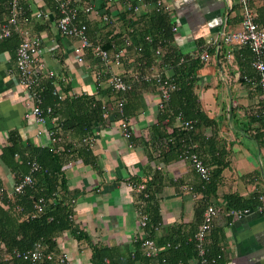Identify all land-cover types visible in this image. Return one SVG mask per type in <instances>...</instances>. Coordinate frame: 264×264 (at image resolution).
<instances>
[{
    "label": "crops",
    "instance_id": "0c3cea01",
    "mask_svg": "<svg viewBox=\"0 0 264 264\" xmlns=\"http://www.w3.org/2000/svg\"><path fill=\"white\" fill-rule=\"evenodd\" d=\"M164 1L169 6L164 13L171 24V42L180 53L200 60L201 65L194 72L193 92L200 110L213 120V124L201 122L195 128L194 143L190 146L198 148L204 158L201 160L210 170L216 166L219 151H226L220 159L225 166L215 191L204 193L205 183L182 153L166 152L167 161L163 157H149L145 143L153 137V125L159 123V95L152 85L137 83L126 93L124 105L134 145H127L116 125L118 115L111 113L107 119L102 116V121L87 132L94 135L91 145L84 147L87 153H78L76 159L64 165L67 199L73 200L72 221L86 236L77 240L66 230L58 238V250L67 251V264H93L91 246L110 248L114 255H126L134 249L138 219L136 185L144 184L143 180L153 176L149 189L160 215V225L153 230L155 239L164 234L168 226L181 228L184 233L194 231L205 203L211 202L220 212L214 220L210 238L218 241L224 264H264V217L255 210L258 196L264 194V129L259 119L252 116L255 106L264 101V91L255 85L256 71L251 66L248 47L220 39L222 34L240 28V2ZM250 1L255 21L264 28V0ZM123 3V0H101V8L108 6L112 17L105 26L98 16L86 17L89 36L95 42L109 41V45L120 46L125 37L133 41L127 46L128 57L122 66L106 68L89 50L85 52L84 61L76 62L72 52L78 43L76 39L61 36L54 22L35 17L39 9L55 15L54 0L20 1L21 24L31 34L39 36L46 68L54 72L53 76L44 75L43 84L50 81L52 90L55 87L62 94L59 98L51 92L58 100L54 108L51 106V117L57 126H61L67 115L69 100L78 95L86 94L92 102L110 105L115 93L96 85L93 68L105 70V77L114 71L128 78L132 71L141 67L135 50V43L140 39L137 31L147 29L151 18L163 11H156L154 1L147 0L137 13L131 14L123 11ZM7 12L6 2L0 21L6 18ZM127 28H131V32ZM204 51L208 56L206 61L200 58ZM159 57H154L156 69L171 77L174 68ZM14 62L15 49H0V149L8 143L10 132L16 131L25 145L50 146L53 150L56 141L49 142L44 133L37 135V124L23 116L30 104L26 105V91L17 82ZM74 92L75 96L68 95ZM172 127L184 129L176 119ZM44 130L47 132L46 126ZM59 132L63 140L60 145L80 138L76 130ZM158 141L163 143L166 139ZM154 154L159 156V150ZM14 181V173L0 161V204L1 192L6 197L13 195ZM228 194L253 200L238 208H249V211L240 216L230 214L224 198Z\"/></svg>",
    "mask_w": 264,
    "mask_h": 264
},
{
    "label": "trees",
    "instance_id": "16d2710c",
    "mask_svg": "<svg viewBox=\"0 0 264 264\" xmlns=\"http://www.w3.org/2000/svg\"><path fill=\"white\" fill-rule=\"evenodd\" d=\"M104 1V0H103ZM7 0H0V14L5 12V4ZM249 5L254 8L251 1ZM108 11V6L105 7ZM256 17V16H255ZM1 18V17H0ZM99 20L101 18L99 17ZM1 22V21H0ZM86 23H88L86 21ZM104 26L106 25L103 22ZM148 27L145 30L138 29V37L135 46H140L138 52L141 56L139 61H144L145 64H152L155 61L153 49L159 47L162 54L159 58L164 63H169L174 68V73L171 75L172 80L176 84V88L170 93L169 99L165 102L162 108H158L159 123L153 125V137L148 140L145 145L148 147L150 158H162L168 160L164 154L173 152L175 155H182L185 150L196 152L199 157L204 160L198 148H192L194 141L192 135L197 126L202 122L204 124H213V120L209 119L206 114L200 110L199 104L193 92L195 70L201 65L199 58H190L182 53L173 45L171 32V24L166 13H156L155 17L151 18V23H147ZM160 28H162L160 30ZM130 28H127L129 31ZM157 30V31H154ZM87 25V34L88 33ZM130 32V31H129ZM136 32V31H135ZM160 33H164L160 35ZM146 36H152V41L148 42ZM90 42L100 44L104 49L110 50L114 44L109 45L108 42H95L89 36ZM20 42V35L17 31L11 33L7 38L0 41V49H15ZM133 43V41L131 42ZM154 54V55H153ZM181 57L183 61H180ZM146 83V82H145ZM153 86L152 82H147ZM51 82H44L43 91L41 92L42 104L55 106L58 102L55 96H52ZM90 96L78 95L69 100L67 105V115L63 119L59 131L76 130L80 133V138L76 140L77 144L72 145L71 141L65 143L64 148L59 153L53 152L50 146H31L25 145L16 131L10 132L7 137V144L0 149V161L10 171L17 176L28 172L27 161L35 160L41 170L34 174V183L31 186L25 187L20 194H13L6 197L4 192H1L0 204V251L8 252L13 249H27L33 246L36 241H41L47 251H51L54 255L53 260L43 261L38 264H60L57 261L58 238L66 230L77 240H81L86 236L85 233L77 230L72 221V203L71 199H67L66 182L63 176L64 165L71 159H76L78 153L81 155L87 153L86 145L81 143V137L87 135L94 124L102 121V105L98 101L92 102ZM61 102V101H60ZM92 103V104H91ZM263 103V102H262ZM180 114L183 120L192 122V128L180 129L172 127L173 120ZM253 117L254 114L252 113ZM260 121V127L264 129V109L263 112L256 117ZM166 119V121H165ZM165 138V142H160L161 138ZM191 145V146H190ZM192 149H191V148ZM159 150V156H154ZM182 153V154H181ZM220 155L216 160V166L211 169L209 182L204 185V193L214 192L216 184L221 175L222 168L225 166L220 160L223 159L225 152L219 151ZM205 163V161H203ZM206 164V163H205ZM207 165V164H206ZM208 166V165H207ZM154 177L143 180L145 187L138 193L137 209L141 208L148 215V235L155 240L159 247H164L169 244L168 248H164L159 255L158 264H187L191 258L198 257L193 235L195 230L190 233H184L181 228L168 226L165 233L159 235L155 239V233L150 226L160 224V215L153 195L150 193V184ZM136 183V182H134ZM146 194V196H144ZM39 197L45 200L44 207L41 212H36L34 205ZM227 207L237 209L247 206L253 200L242 198L235 194H228L225 197ZM211 204L206 202L205 206ZM142 205L141 207H139ZM212 231V230H211ZM211 232L206 242L205 256L208 259L207 264H224L222 250L216 239L210 238ZM134 242V241H133ZM134 249L127 252L126 255L112 253V250L107 247L91 246V262L93 264H104L103 259L109 258L112 264H150V260L144 256L140 248V242H134ZM133 253V256H131ZM164 258L165 261L161 262ZM214 259V262H211ZM13 264H26L20 260L13 259Z\"/></svg>",
    "mask_w": 264,
    "mask_h": 264
},
{
    "label": "built area",
    "instance_id": "2783aa9c",
    "mask_svg": "<svg viewBox=\"0 0 264 264\" xmlns=\"http://www.w3.org/2000/svg\"><path fill=\"white\" fill-rule=\"evenodd\" d=\"M21 0H7L8 12L6 18L0 22V41L11 35L12 32L17 31L20 35V42L15 50L14 69L16 73L17 82L25 89L27 95L28 107L25 108L24 118L33 120L38 128L37 135L47 134L49 142H55L57 145L54 147L53 152L59 153L63 150L64 145H60L63 140L60 136V126H57L55 119L51 117L52 107L50 105L43 106L41 92L43 91V78L46 76H53L54 72L46 68V60L43 57L41 40L39 36L31 34L29 30L21 24L20 18L22 17V8L20 5ZM123 11L127 13H137L142 6H145L147 0H123ZM154 9L156 11H167L169 6L164 0H153ZM55 2V15L47 10H37L35 17L43 21H51L55 23L59 34L61 36L73 37L78 42L73 47V56L76 62L84 61L85 52L89 50L106 68L113 66L114 68L122 66L124 60L127 59V46L131 43L127 37L120 46H112V50L104 49L100 44H92L87 34L86 17L94 15L101 18L105 23L111 21V15L105 8H101V0H54ZM242 8V16L240 20V28L229 33L222 34L220 39L226 43L245 45L248 47L252 58L251 66L256 71L255 85L264 91V28L260 27L255 21V11L248 3V0H239ZM172 27V30H175ZM131 32V28L129 29ZM148 42L152 41V36L145 37ZM138 57L141 56V47L135 46ZM155 56L162 54V50L157 47L153 49ZM200 58L202 61L208 59L206 51H204ZM180 61H183L181 57ZM140 68H136L126 78L122 73L111 71L105 77V70L93 68V79L98 87L104 86L109 88L115 94L113 99L108 104L102 105V116L107 119L110 114H117L118 119L116 125L120 131L121 136L127 142L129 147L134 145L132 139V130L129 125V120L124 112V105L126 103V93L134 89L137 83L152 82L155 91L159 95L158 108H162L165 102L169 99L170 93L176 88L175 82L169 75L163 74L156 69L157 60L152 64H145L144 61H139ZM52 94L62 98V94L57 92L54 87ZM70 96H75L74 93H68ZM264 101L255 106L252 113L257 117L260 112H263ZM176 120L182 128H192V122L183 120L182 116L178 114ZM51 123L50 126L48 124ZM46 126L47 132L44 130ZM94 141V135H85L81 138V143L89 146ZM72 145L77 144L76 140L71 141ZM191 167L197 172L203 183L210 180L211 171L206 166L196 152L185 150L183 153ZM70 164L67 161L66 165ZM28 172L16 177L12 186V194H20L25 187L31 186L34 183V174L38 173L42 168L35 160L27 161ZM144 184L136 185V191L139 193L144 189ZM146 196V194L144 195ZM73 202V200H71ZM45 200L39 197L36 201L34 208L36 212H41L44 207ZM140 205L139 207H141ZM258 211L264 217V194L258 196V203L256 205ZM249 208L233 209L230 208L229 213L240 216L242 213H247ZM220 209L214 204H208L202 211L201 220L198 223L193 240L195 242L198 257L191 258L187 264H207L208 259L205 256L207 238L213 228L214 220L219 214ZM137 230L134 234L133 241L140 242V248L145 257L150 260L151 264H158L160 252L164 248H168L169 244L164 247H159L155 240L151 238L146 229L148 226V215L141 210L137 209ZM160 224L150 226L154 230ZM51 251H47L45 245L41 241H36L32 247L27 249H13L12 251H0V264H13V259L20 260L26 264H38L43 261H51L54 258ZM133 256V253H131ZM57 261L60 264H67L68 255L67 251L60 249L57 253ZM165 259L162 258L161 262ZM104 264H112L110 259L105 257ZM214 262V259H211ZM183 264V263H181Z\"/></svg>",
    "mask_w": 264,
    "mask_h": 264
}]
</instances>
